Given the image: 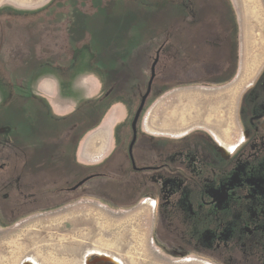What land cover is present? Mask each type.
Masks as SVG:
<instances>
[{"label":"rangeland","instance_id":"obj_1","mask_svg":"<svg viewBox=\"0 0 264 264\" xmlns=\"http://www.w3.org/2000/svg\"><path fill=\"white\" fill-rule=\"evenodd\" d=\"M249 3L258 8L255 0ZM181 10L187 15V33L199 26L204 29L196 58L207 61L208 67L220 65L222 28L231 42L236 37L227 0H0L1 143L14 144V135L22 137V126L39 130L64 123L72 126L61 140L70 145L63 144L52 157L49 154V160H40L36 177L41 184L37 191L26 188V192L40 193L46 187L58 191L54 181L65 170L58 165L70 163L82 176L99 171L95 163L104 161L114 142L131 138L154 56L167 41L170 23L180 29ZM255 23L249 22L253 27ZM145 29L149 30L145 40L138 42ZM249 37L264 41V31L253 29ZM168 62L166 50L161 58L164 71ZM189 65L182 70L186 81L215 75L203 63ZM243 83L236 77L217 84L152 90L138 128L143 135L202 131L227 141L237 131ZM28 132L26 143L41 140ZM1 143L0 163L10 162L1 156ZM56 143L48 139V150ZM53 158L56 166L50 162ZM5 171H0V264H87L95 253L120 264H202L188 259L196 257L157 252L148 233L149 206L144 202L110 205L105 197L57 196L52 190L45 207L39 202L34 213H13L5 204L21 200V192L16 191L19 172ZM118 179L112 182L119 184ZM103 180L93 178L77 195L87 194L85 190ZM4 181L10 182L9 189L3 190Z\"/></svg>","mask_w":264,"mask_h":264},{"label":"flooded vegetation","instance_id":"obj_2","mask_svg":"<svg viewBox=\"0 0 264 264\" xmlns=\"http://www.w3.org/2000/svg\"><path fill=\"white\" fill-rule=\"evenodd\" d=\"M166 50L172 51L168 40L154 56V60L158 57L154 91L164 88L160 87V81L165 76L170 82L187 80L178 71L187 69L191 63H183L184 60L178 63L176 56H169L163 70L161 58ZM195 59L215 74L203 83L225 81L232 76L231 70L238 68L237 61L220 62V68L219 63L208 67L207 61ZM244 85L237 100V131L231 139L226 141L202 131L143 135L138 128L133 142L131 124V138L123 143L114 142L104 161L95 163L101 168L99 171L85 176L77 172L74 182L57 186L58 191L47 187L40 193L25 191L26 188L37 191L41 184L36 177L38 170L32 168L28 158L24 183L20 181L21 175L16 182L21 200L5 206L17 214L33 212L34 204L47 205L45 200L52 190L57 196L105 197L110 205L134 206L144 202L149 206L145 214L148 233L157 252L196 257L188 259L202 264H264V68ZM14 136L16 143L18 137ZM12 164L3 161L0 171L15 174ZM96 177L104 180L85 190L87 194L77 195L82 185ZM117 178L119 184L112 182ZM95 256L87 264H120L105 254L95 253Z\"/></svg>","mask_w":264,"mask_h":264},{"label":"crops","instance_id":"obj_3","mask_svg":"<svg viewBox=\"0 0 264 264\" xmlns=\"http://www.w3.org/2000/svg\"><path fill=\"white\" fill-rule=\"evenodd\" d=\"M181 1L182 0H179L180 3ZM227 1L231 6V16L234 20L236 37L234 42H231L227 30L222 28L223 32L220 44L222 47L220 50H223V52L219 54V56L224 59L220 62H233L234 64L236 61L238 62V68L235 70L233 68L230 72L232 76L225 81H236V77H240L241 80H244L246 83V81L254 79L264 68V41L260 39L250 40L249 37V34L251 35L253 29H255V31H264V0H255L254 4L258 3V8L255 9L250 6V0L249 2L248 0ZM254 17L255 20H253ZM195 18L198 20V15H196ZM186 19L187 15H185V13L181 10L179 14L180 29H178L177 23L175 22L170 23L169 25L167 40L170 45V49L172 50L169 52V56L171 58L176 56V61H178V63H182V60H184L183 63H196V60L192 61L188 60V58H196L194 51H200L202 42H200L199 39L203 36L202 33L204 32V29L198 27L194 31L187 33L188 21ZM251 21L256 22L254 27L252 25L250 26L249 22ZM194 22L195 20L191 23ZM247 33L249 40L246 39ZM196 47L198 48L194 49ZM226 68L227 66L225 69ZM180 73L182 74V70ZM243 86L245 88L244 83Z\"/></svg>","mask_w":264,"mask_h":264},{"label":"trees","instance_id":"obj_4","mask_svg":"<svg viewBox=\"0 0 264 264\" xmlns=\"http://www.w3.org/2000/svg\"><path fill=\"white\" fill-rule=\"evenodd\" d=\"M148 27V26H147ZM148 29V28H146ZM144 30V33L140 36V38L138 39V42L140 41H144L146 38V32H149V30ZM166 31L164 32V36ZM168 36L166 35V38ZM137 42V43H138ZM163 42V40H162ZM140 46V45H139ZM134 52H136V50H134ZM190 60H196L193 57H190ZM192 64V63H191ZM136 65V64H135ZM190 66V65H188ZM201 81L204 80H198V81H184V82H170L168 81V77H164L162 79V81H160V87H164V88H169V87H173L176 86L177 84H193V83H203ZM165 83V84H164ZM159 86V85H158ZM157 86V87H158ZM61 126V127H60ZM70 124H61V125H49L47 128L39 130L36 129L35 127H32L30 125L28 126H22L20 128L19 134L22 135L18 136L17 135V142L14 144H10L8 145V147L3 146L4 143H1V146H3L4 148L2 149L1 153L3 156V158L5 159H9V161H11L12 164V170H15L16 173H18V176L21 175L20 181H24V170L27 168L26 166V161L31 160V164H32V168H37L40 165V160H43L45 158H47L49 160V154L51 153L50 157H52V155L54 154V152H56L57 150L61 149L63 144L70 145V141L68 140H64L63 143H61V140H63L62 136L66 135V132L69 130L70 128ZM63 127V128H62ZM72 127V126H71ZM37 130V131H36ZM28 131H32V132H28ZM29 134H33V135H38V138L41 140H37V138H32L31 142H27L23 141V139L25 140V135L26 133ZM32 136V135H31ZM66 137V136H65ZM53 140L56 139L59 143H56V145H53L52 150H48V146H46L47 144V140ZM48 155V157H47ZM27 157V158H26ZM55 158V157H54ZM50 159L51 163L54 165L55 161ZM43 162V161H41ZM42 164V163H41ZM57 165V163L55 164V166ZM59 168L64 167L63 169V177L57 178L54 182L55 185H67L72 183L75 178H77V172L74 170L73 165H71L70 163L65 164V165H61L59 166ZM5 173V172H3ZM13 174V171H12ZM3 186V190L9 189L10 188V182L9 181H4ZM0 184H2V182L0 181ZM50 184H54L52 182H50Z\"/></svg>","mask_w":264,"mask_h":264},{"label":"water","instance_id":"obj_5","mask_svg":"<svg viewBox=\"0 0 264 264\" xmlns=\"http://www.w3.org/2000/svg\"><path fill=\"white\" fill-rule=\"evenodd\" d=\"M157 62H158V57L154 60V62L152 64V67H151V77H150V80L148 82L147 91L142 96L140 106L137 109L136 114H135L134 119H133V122H132V129H133V134H134L133 142H135L136 139H137V135H138V122H139L140 117L142 115V112H143V110L145 108V105L147 103V100H148V98H149V96H150V94L152 92L153 83H154V80L156 78V65H157ZM84 182H85V180L84 181H81V183L79 185L83 184Z\"/></svg>","mask_w":264,"mask_h":264}]
</instances>
